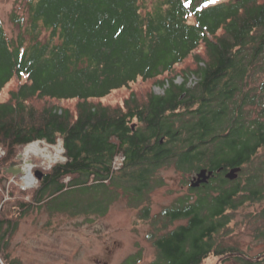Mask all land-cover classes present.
<instances>
[{"label":"trees","instance_id":"1","mask_svg":"<svg viewBox=\"0 0 264 264\" xmlns=\"http://www.w3.org/2000/svg\"><path fill=\"white\" fill-rule=\"evenodd\" d=\"M20 2L23 14L10 13L16 35L0 19V167L56 136L66 159L36 187L13 186L10 206L0 194V264H19L6 248L33 203L52 211L53 198L74 194L89 200L86 214L104 215L122 196L139 207L171 167L186 182L200 168L214 175L152 218L151 264H202L211 254L254 264L218 234L247 204L264 238V0ZM147 82L167 87L156 94ZM235 166L238 178L226 179ZM140 217H151L149 206ZM257 257L264 264V250Z\"/></svg>","mask_w":264,"mask_h":264},{"label":"rangeland","instance_id":"2","mask_svg":"<svg viewBox=\"0 0 264 264\" xmlns=\"http://www.w3.org/2000/svg\"><path fill=\"white\" fill-rule=\"evenodd\" d=\"M12 11L23 14L24 8L20 0H0V19L9 36H14L18 32L17 27L10 21ZM195 80L196 77L191 76L189 84ZM175 82L181 83L182 77L178 75ZM148 85L156 94H163L167 87V85L161 87L154 83ZM118 101L119 99L114 98L108 102L116 104ZM58 140H60L59 144H57ZM33 143L37 142L34 141L31 144ZM39 145L37 144L41 147L40 154L31 153L28 156L23 155L25 146L17 156L18 163L12 164L11 169L17 168L16 171L12 170L17 174H11L6 180L0 182L2 201L8 200V206L10 202H14L11 194L13 186L20 190L32 189L38 182L34 174L35 170L43 173V170L51 167L44 166L45 163L52 165L65 161V150L60 136L55 137V144L52 146L40 143ZM42 149L45 152L49 151L50 156L58 155V160L55 158V161H52L44 157ZM4 153V149L0 146V158ZM25 158L32 166L31 174L34 178L32 186L27 185L24 179L26 174L21 170ZM42 161L44 163L41 166ZM9 167H0V170L5 168L6 174ZM194 174H191L186 182L187 176L184 177L182 172L175 171L172 167L161 169L158 176L162 177L163 183L154 187L143 203L150 207L151 217L149 218L140 217L141 208L144 205L134 207L125 196L113 201L104 215L83 213V209L87 211L89 200L86 199L78 204L74 194H62L53 198L48 203L52 211L48 209L47 204L33 203L20 219L8 241L6 251L9 258L19 264H121L126 258L135 255L139 258L136 264H151L157 257L152 240L148 238L149 233L154 229L151 224L152 218L165 207L173 205L179 197L189 193L190 180ZM67 180L68 178L65 182ZM23 186L26 188L23 189ZM26 200H29V196H26ZM61 208L68 210L55 211ZM253 211L254 207L247 204L235 211L233 220L218 234V239L222 241L221 246L232 247L237 250L236 253L242 254L245 258L247 255L254 264H260L255 261H258V254L264 250V238L260 237L256 231L257 225L262 223L251 218ZM78 212L81 213L76 214ZM183 222L175 221L169 228ZM135 256L124 264H134ZM202 264H243V262L233 258L231 254L220 257L211 254Z\"/></svg>","mask_w":264,"mask_h":264},{"label":"water","instance_id":"3","mask_svg":"<svg viewBox=\"0 0 264 264\" xmlns=\"http://www.w3.org/2000/svg\"><path fill=\"white\" fill-rule=\"evenodd\" d=\"M12 167H13V165H11L9 167V169H7V172L14 175L15 172L12 171V169H11ZM222 170H223V167H220V168H218L217 171L220 172ZM240 171H241L240 166L227 168L224 171V177L228 180H235L238 178ZM15 174H17V173H15ZM34 174L36 175L37 179H40L42 177L43 173L39 170H35ZM213 175H214V172L212 170H209L207 168H200L192 176V178L190 180V187L196 188V187L200 186L201 184L207 183ZM263 176H264V174H263Z\"/></svg>","mask_w":264,"mask_h":264},{"label":"bare ground","instance_id":"4","mask_svg":"<svg viewBox=\"0 0 264 264\" xmlns=\"http://www.w3.org/2000/svg\"><path fill=\"white\" fill-rule=\"evenodd\" d=\"M35 142H37V143H33V144L30 143V144H28L24 148V150H25V152L23 154L24 156H28L31 153H38V154H40L39 148H41V147H38L37 144L39 145V143H40L42 145L44 143H42L41 141H35ZM45 145L49 146L48 144H45ZM45 149L47 150V147H45ZM42 151H43V153H42L43 156L46 157L47 159H50V160L53 161L55 158H57L55 160H58V157H59L58 155H56V156H54V155L50 156L48 154L49 151L48 152L47 151L45 152L44 149H42ZM31 168H32V166H31L30 162L27 161V159L25 158L24 159V162L22 163L21 170H22L23 173L26 174V176L24 177V179H25V181H26V183H27L28 186H32L34 184L32 182L34 180V178H33L32 174H31ZM12 170L16 171L17 168L16 169H12Z\"/></svg>","mask_w":264,"mask_h":264},{"label":"built area","instance_id":"5","mask_svg":"<svg viewBox=\"0 0 264 264\" xmlns=\"http://www.w3.org/2000/svg\"><path fill=\"white\" fill-rule=\"evenodd\" d=\"M35 141H41L42 143H44V144H48L49 142H47V141H45V140H35ZM59 141L60 140H58V143L57 144H59ZM32 142H34V141H32ZM32 142H30V143H32ZM47 142V143H46ZM29 143V144H30ZM55 144V141L53 142V143H50V144H48V145H54ZM27 146V145H26ZM118 157V156H117ZM115 158V160H114V162H113V167L114 168H119L121 165H122V163H123V157L121 156V157H118V158ZM62 158V157H61ZM42 163H44L43 161L41 162V166H42ZM35 165V164H34ZM51 166V164H47V163H45V165L44 166ZM36 166V165H35ZM24 184H25V182L24 181H22ZM26 185V184H25ZM26 187H27V185H26ZM26 187H22L23 189L24 188H26Z\"/></svg>","mask_w":264,"mask_h":264},{"label":"flooded vegetation","instance_id":"6","mask_svg":"<svg viewBox=\"0 0 264 264\" xmlns=\"http://www.w3.org/2000/svg\"><path fill=\"white\" fill-rule=\"evenodd\" d=\"M124 262H122L121 264H123Z\"/></svg>","mask_w":264,"mask_h":264}]
</instances>
